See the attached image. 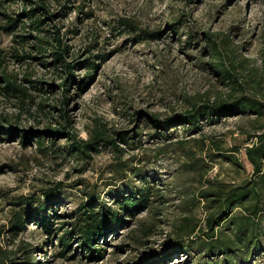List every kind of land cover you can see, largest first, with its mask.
Here are the masks:
<instances>
[{"label":"rangeland","instance_id":"rangeland-1","mask_svg":"<svg viewBox=\"0 0 264 264\" xmlns=\"http://www.w3.org/2000/svg\"><path fill=\"white\" fill-rule=\"evenodd\" d=\"M72 1L75 7L69 17L58 22L70 48L68 60L83 61L94 55L107 59H93L99 65L96 71L80 68L76 72L81 88L71 87L67 106L63 90L49 91L51 84L60 83L59 74L39 61L17 57L23 53L14 45L13 36L1 29L4 21L0 20V48L9 56V72L19 79L33 74V80L43 82L37 89L20 80L32 95L24 102L0 97L4 126L38 131L30 144L24 145L19 133L0 141V247L13 251L28 245L34 249L33 260L40 264H162V258L166 264L212 263L203 258L202 251L175 255L172 232L187 217L198 220L203 226L200 232L204 230L209 204L200 200L201 190L240 186L255 178L246 149L255 142L252 136L264 133V119L236 115L204 121L197 134L179 128L168 142L153 139L155 131L146 122L149 117L165 119L195 105L242 96L264 101V0ZM56 9L55 5L52 10ZM5 11L20 14L22 5L6 2ZM127 24H134L138 32L130 33ZM207 33L229 66L242 62L234 72L236 85L213 70L215 55ZM157 34L160 37L153 39ZM64 111L72 120L70 132L79 139H88L97 123L106 124L111 136L141 135L139 149L120 144L125 149L123 160L132 161L135 168L145 171L148 181H154L151 208L125 217L127 223L117 232L100 239L103 251L96 259H90L77 239L61 257L59 238L73 229L70 215L86 200L84 193L101 194L111 204L113 195L123 194L129 184L111 173L115 158L108 150L82 161L72 154L65 137L38 144L46 130L66 124ZM184 142L188 144L182 147ZM216 146L223 147V154L236 156L242 167L216 155ZM188 152L207 167L189 170L183 165ZM131 180L136 187L141 185L138 179ZM57 186L64 190L53 207L54 234L30 223L14 240L8 233L12 204ZM241 264H264V252Z\"/></svg>","mask_w":264,"mask_h":264},{"label":"trees","instance_id":"trees-1","mask_svg":"<svg viewBox=\"0 0 264 264\" xmlns=\"http://www.w3.org/2000/svg\"><path fill=\"white\" fill-rule=\"evenodd\" d=\"M6 2L22 5L20 14L5 11ZM72 0H0V20L4 21L3 31L13 36V43L23 53L21 60L39 61L41 65L52 69L59 74L60 83L56 86L50 85L51 90H63L65 97L63 103L69 105L70 98L67 94L73 85L81 88V81H78L76 72L81 69L96 71L99 65L94 55L83 61L68 60L69 46L64 43L61 27L58 25L60 19L69 17L73 10ZM56 5V11L52 8ZM81 13V11L79 12ZM91 14H87V17ZM130 33L138 32V28L128 25ZM178 31V28H173ZM140 31V30H139ZM207 38L211 43L209 48L215 55L213 70L224 81L236 85L234 72L240 68L242 62L227 64V60L214 43L213 37L207 33ZM159 34L153 36L158 39ZM7 53L0 48V97L17 98L24 102L31 99L29 89L20 83V80L31 84L34 88L43 84L41 81L33 80L34 75L19 79L7 69ZM103 62L107 58H99ZM234 88V87H233ZM64 111L63 116L66 124L58 128L48 129L45 136L38 138L37 142L43 145L47 138H67L69 148L73 155L82 161L92 159L93 154H100L108 150L114 155V166L111 173L119 177L121 182L129 184V188L123 194H114L113 202L105 201L101 194L96 192H86L83 195L86 200L70 216L73 220V229L59 238L61 257L66 256L68 249L72 245V240L77 239L81 243V249L88 252L90 259L99 258L103 248L99 245L100 239L106 240L112 232H117L119 227L127 223L125 217H136L141 212L149 210L154 200V187L144 176V170L135 168L132 161H124L125 149L120 144L127 145L131 149H139L142 143L141 135L133 134L124 136L115 133L112 136L106 124L97 123L91 131L89 138L79 139L76 134L70 132L72 120L67 117ZM257 116L264 119V101L249 96H242L232 101H221L207 105H195L184 114H177L165 119L149 117L146 125L151 131H155L153 139L168 142L172 140L175 131L183 128L187 134H197L203 129L202 122H217L231 116ZM20 134L24 145L30 144L32 137L38 131L20 129L14 126L6 127L0 122V141L13 139ZM252 146L247 147L246 154L249 162L253 166L255 178L240 186H212L205 188L199 193L200 200L207 206L206 226L198 220L187 217L185 223L177 225L172 232L171 250L175 255L180 253L191 255L192 252L202 251L203 258L210 259L212 263L202 264H241L249 256H258L264 252V133L254 135ZM188 142H184L185 147ZM184 149V148H180ZM216 155H221L236 167H242L240 160L236 156L223 154V147H215ZM163 148L161 151H164ZM217 157V156H214ZM187 160L183 165L191 170H198L197 167H207L192 152H188ZM150 160V159H148ZM196 167L193 169V167ZM2 173V172H0ZM138 179L140 186L136 187L131 179ZM61 186L56 190H41L40 194L18 199L12 204L9 234L15 240L18 235L25 230L30 223L43 227L48 235L54 234V224L52 221L53 207L59 200ZM200 232V233H199ZM199 233V234H198ZM98 245V246H97ZM34 249L28 245L17 246L16 250L8 251L0 247V264H40L33 260ZM165 263V258L160 261ZM204 262V260H203ZM149 264V263H148Z\"/></svg>","mask_w":264,"mask_h":264}]
</instances>
